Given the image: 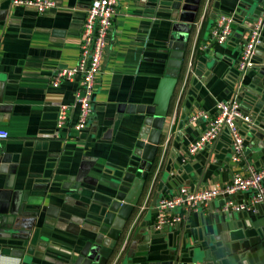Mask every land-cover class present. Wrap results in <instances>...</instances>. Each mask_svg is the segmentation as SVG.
Masks as SVG:
<instances>
[{
	"label": "crops",
	"instance_id": "0c3cea01",
	"mask_svg": "<svg viewBox=\"0 0 264 264\" xmlns=\"http://www.w3.org/2000/svg\"><path fill=\"white\" fill-rule=\"evenodd\" d=\"M54 2L40 14L15 6L12 0H0V127L9 132L7 139L0 140V210L13 193V210L25 199L23 216L10 218L14 223L1 220L0 213V264H66L95 236V221L112 195L102 179H112L128 166L145 116L118 113V106L151 104L166 68L164 49L176 0H119L95 82L88 127L82 131L73 127L75 109L70 126L58 130L59 103L73 102L79 82L64 80L54 87L52 77L58 68L77 64L83 24L93 0ZM261 3L202 1L157 160L128 223L126 234L133 236L118 264H264V208L255 214L229 213L223 211L226 199L220 196L191 212L176 228L153 229L155 202L162 196L182 186L223 184L244 172V165L231 156L227 133L212 146L187 154L205 128L204 122L194 124L188 117L196 109L215 111L218 101L231 97L239 79L242 106L255 122L253 128L242 129L247 161L257 168L264 166V137L257 134L264 131V36L257 65L244 76L237 67L239 42ZM221 13L233 14L237 20L234 35L225 44L211 37ZM190 61L194 73L178 99ZM77 175L89 181L76 188ZM30 221L31 232L25 227ZM147 228L154 237L139 233ZM133 242L136 247L127 256Z\"/></svg>",
	"mask_w": 264,
	"mask_h": 264
},
{
	"label": "built area",
	"instance_id": "2783aa9c",
	"mask_svg": "<svg viewBox=\"0 0 264 264\" xmlns=\"http://www.w3.org/2000/svg\"><path fill=\"white\" fill-rule=\"evenodd\" d=\"M15 6H24L35 9L38 13H44L54 7V0H12ZM209 4V3H208ZM119 0H93L88 8L80 38V58L76 65L58 68L52 77V85L60 86L64 80H76L79 88L75 93L73 102H61L57 111L56 126L61 129L69 125L70 117L75 109L78 116L73 127L77 130H85L93 110L94 89L97 75L101 72L104 52L108 45L113 18L118 10ZM237 20L233 14L221 13L217 16L211 29L212 40L225 44L230 41L235 32ZM264 36V0H262L259 14L253 19L239 42V56L237 67L240 76H244L253 69L258 47L263 42ZM1 41V35H0ZM194 73L193 62L188 63L182 90L178 95L181 98L183 87ZM241 79L233 86L229 99L220 100L216 104L215 111L196 109L188 117L189 122L197 124L205 123V128L199 138L192 142L187 149L188 155H194L208 146H212L221 135L227 133L231 140L232 158L244 165V172H237L229 182L215 183L210 187L190 189L180 187L176 192L168 196H162L155 205V220L153 229L157 231L173 229L184 223L191 212L209 205L216 198L223 196L226 201L223 211L258 213L264 208V166L257 168L247 161L244 127L253 128L255 122L253 116L244 110L241 102ZM70 126V125H69ZM9 132L0 127V140L7 139ZM170 142V137L164 142V149ZM238 194H244L243 201L236 199ZM128 238L122 248H127Z\"/></svg>",
	"mask_w": 264,
	"mask_h": 264
},
{
	"label": "water",
	"instance_id": "95a60500",
	"mask_svg": "<svg viewBox=\"0 0 264 264\" xmlns=\"http://www.w3.org/2000/svg\"><path fill=\"white\" fill-rule=\"evenodd\" d=\"M202 1L176 0L173 4L175 10L172 16L174 21L164 49V52L168 54L167 58L163 60L166 68L164 76L160 79L153 102L151 104H119L118 113L145 115L141 129L131 150L128 166L120 173H116L112 179H102L112 190V195H108L103 203V210L98 214L99 218L95 221V236L86 241L78 254L76 256L73 254L66 261V264H118L126 254L122 245L127 238L130 242L133 236L126 234L128 223L142 198L148 178L157 160L165 120L170 113L171 103L181 78L188 43L193 25L201 10ZM257 134L264 137V131H259ZM88 181L89 178L77 175L74 186L77 188L81 182ZM6 198L8 200L4 201L0 210V213L3 214V216L0 215L1 220L14 223L18 215L23 216L25 199L21 200V206L19 204L13 210L12 207L16 203L14 193ZM8 201H10L9 204ZM35 204H41V202ZM10 206L12 207L10 208ZM25 227L31 232L33 222L30 221ZM139 233H144V236L153 235L148 228ZM135 244V242L131 244L127 256L133 252L136 247ZM168 264H174V262Z\"/></svg>",
	"mask_w": 264,
	"mask_h": 264
}]
</instances>
